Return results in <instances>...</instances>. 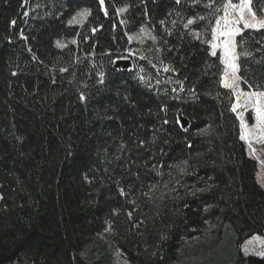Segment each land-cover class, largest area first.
<instances>
[{
    "label": "trees",
    "instance_id": "16d2710c",
    "mask_svg": "<svg viewBox=\"0 0 264 264\" xmlns=\"http://www.w3.org/2000/svg\"><path fill=\"white\" fill-rule=\"evenodd\" d=\"M208 3L0 0V264H264L242 251L264 188ZM236 41L243 89L264 91V30Z\"/></svg>",
    "mask_w": 264,
    "mask_h": 264
},
{
    "label": "snow or ice",
    "instance_id": "6c2138e0",
    "mask_svg": "<svg viewBox=\"0 0 264 264\" xmlns=\"http://www.w3.org/2000/svg\"><path fill=\"white\" fill-rule=\"evenodd\" d=\"M100 2L103 4L104 0H100ZM177 3H179V0H177ZM252 3L253 0H238L237 3H233V0H221L220 5L216 6L215 0H210L206 7L214 8L212 15L215 17V23L211 28L212 40L208 41L213 49L212 55H216L218 47L223 52L221 59L225 65V70L221 83L223 87L237 92V104L233 106L232 111H236L241 98H243L245 107H250L255 113V124L252 128H248L243 123V120L241 121V126L245 130L241 139L246 140L251 152L255 153L256 149L252 147L253 142L264 144V91L243 92L238 90V85L236 84V81L240 79L236 75L239 71V66L236 63L238 59L236 37H242L245 30H264V15L258 17L257 12L252 7ZM120 11H125V9H120ZM260 11L264 13V6H261ZM221 12L222 15L220 14ZM78 15L84 16L86 13H78ZM196 19L206 20L208 18L197 17ZM195 22L196 20L190 19L188 24ZM188 24L185 27H188ZM196 35L199 38L200 34L197 33ZM218 40L220 41L219 44L217 43ZM244 55H248V53H244ZM230 74L231 79H229ZM245 83L247 82L245 81ZM248 87L251 88V85H248Z\"/></svg>",
    "mask_w": 264,
    "mask_h": 264
},
{
    "label": "rangeland",
    "instance_id": "374dc122",
    "mask_svg": "<svg viewBox=\"0 0 264 264\" xmlns=\"http://www.w3.org/2000/svg\"><path fill=\"white\" fill-rule=\"evenodd\" d=\"M263 15H264V13H263ZM86 16L87 15H84V16H80V15L77 16L76 15L75 17L72 18L71 23L72 24H83L86 20ZM217 43L219 44L220 41L218 40ZM211 49H212V46H211ZM212 51H213V49H212ZM218 51L221 53V57H222V55H223L222 49L218 47L216 49V53ZM236 75L238 76V72L236 73ZM238 77H240V76H238ZM229 79H231V74L229 75ZM242 81L243 80L241 79V77L239 80L236 81V84L238 85L239 91H243V92L254 91L251 88L248 90H244L243 86H242ZM257 92H259V91H257ZM234 94H235V102L233 103L232 108L234 105L237 104V100H236L237 92H234ZM234 113H236L237 116L239 117L240 123L243 120V123L248 128H252L254 126V124H255V119H254L255 113L250 107H245L243 98H241V101H240L239 105L237 106V109ZM244 131H245L244 128H242V126H241V136H242V134H244ZM243 141L248 145L246 140H243ZM252 147L256 149L255 153L251 152L249 145H248L250 153L254 157H256V159L258 160V163H259L258 181L262 185V187L264 188V163H262V162H264V144L256 143L254 141ZM211 239L212 238H210V240L209 239L206 240L204 238H195L192 240H187L185 242V244L183 245V249L180 251V255L183 256L184 252H188V253H192V254L202 253L206 247L210 246ZM242 247H243L242 251L244 254L255 255V256H260V257L264 256V237L259 235V234H255L252 237H250L249 239H247L245 241V243L242 245ZM116 264H131V263L129 261H127L126 258H124L122 255L117 254L116 255Z\"/></svg>",
    "mask_w": 264,
    "mask_h": 264
},
{
    "label": "water",
    "instance_id": "95a60500",
    "mask_svg": "<svg viewBox=\"0 0 264 264\" xmlns=\"http://www.w3.org/2000/svg\"><path fill=\"white\" fill-rule=\"evenodd\" d=\"M130 64H131L130 59H118L115 61L114 66L117 68L122 67L126 69V68H129ZM179 118L184 127L188 126V121L181 115V112L179 113Z\"/></svg>",
    "mask_w": 264,
    "mask_h": 264
},
{
    "label": "crops",
    "instance_id": "0c3cea01",
    "mask_svg": "<svg viewBox=\"0 0 264 264\" xmlns=\"http://www.w3.org/2000/svg\"><path fill=\"white\" fill-rule=\"evenodd\" d=\"M264 237V236H263ZM243 248V247H242Z\"/></svg>",
    "mask_w": 264,
    "mask_h": 264
}]
</instances>
